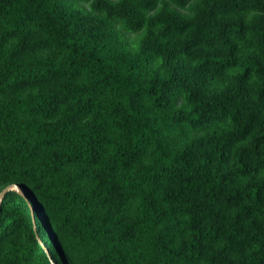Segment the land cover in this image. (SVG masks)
<instances>
[{
  "label": "trees",
  "instance_id": "1",
  "mask_svg": "<svg viewBox=\"0 0 264 264\" xmlns=\"http://www.w3.org/2000/svg\"><path fill=\"white\" fill-rule=\"evenodd\" d=\"M0 264H264V0H0Z\"/></svg>",
  "mask_w": 264,
  "mask_h": 264
},
{
  "label": "water",
  "instance_id": "2",
  "mask_svg": "<svg viewBox=\"0 0 264 264\" xmlns=\"http://www.w3.org/2000/svg\"><path fill=\"white\" fill-rule=\"evenodd\" d=\"M12 187H18V188L20 189V192H19V193H21L22 195L25 196V192H24V190H23L21 187H19V186H17V185L9 186V187H7L6 189H4V190L1 192V194H0V205H1V201H2V198L4 197L5 193H6L7 191H9V190H12V189H11Z\"/></svg>",
  "mask_w": 264,
  "mask_h": 264
},
{
  "label": "bare ground",
  "instance_id": "3",
  "mask_svg": "<svg viewBox=\"0 0 264 264\" xmlns=\"http://www.w3.org/2000/svg\"><path fill=\"white\" fill-rule=\"evenodd\" d=\"M11 189L20 192V189L18 187H12Z\"/></svg>",
  "mask_w": 264,
  "mask_h": 264
}]
</instances>
